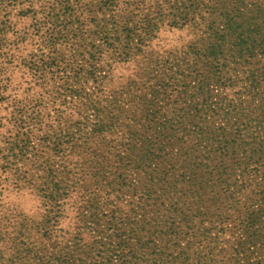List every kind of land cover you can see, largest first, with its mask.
<instances>
[{"label":"rangeland","instance_id":"374dc122","mask_svg":"<svg viewBox=\"0 0 264 264\" xmlns=\"http://www.w3.org/2000/svg\"><path fill=\"white\" fill-rule=\"evenodd\" d=\"M208 2L210 6L206 7ZM158 11L163 14L161 21L152 20L155 27L147 25L143 17L152 19ZM173 14H178L177 18H172ZM123 22L139 28L134 42H140L137 40L141 38L145 47L143 56L130 65L117 56L125 44V32L113 34L125 26L117 24ZM191 24L208 26L209 42L213 36L224 40L220 42L224 52L219 54V66L216 60L203 65L205 72L201 77H208V83L199 81L201 77L196 71L192 74L195 66L205 64L208 39L203 28L198 32ZM227 26L236 28L237 32L246 30L245 35L239 40L237 33L227 35L226 31L223 35ZM247 33L264 39V0H0V71L19 69L11 83L13 88L4 93L7 99L0 101V117L4 119L0 120V186L2 182L6 186V192L0 194V205L8 201L9 206L23 208V214L15 220L0 209V264H59L64 255L87 264H109L101 251L105 245L100 246L102 249H95L94 245L99 247L105 242L101 234L106 229H122L130 235L131 229L124 218L130 215L128 205L138 204V200L120 197L118 183L124 181L126 172L133 171L118 165L117 157L112 155L118 153L111 154L108 143L117 138L125 143L129 133L124 125L132 123H137L133 131L144 141L148 135L140 130L150 119L167 122L175 117L182 120L193 117L197 124L202 120L218 123L221 116L216 113V104L235 105L250 100L245 96L239 98L236 89L247 87L244 82L253 73L259 92L255 94L254 104H264V58L255 59L247 53L241 58L240 53H233L237 46L244 47L249 40ZM104 35L112 39L105 41ZM95 51L98 64L94 67ZM62 58L69 62H59ZM54 60L57 64L50 66ZM187 67L192 68L190 73ZM95 68L97 82L102 84L100 88L87 76L79 96H65L62 81L72 78L73 73H89ZM142 69L146 70L141 75ZM51 72H54L52 81ZM150 73L152 79H147ZM40 76L45 77L46 83ZM233 80L236 85L230 89ZM13 97L42 99L39 116L20 125L22 134L29 132L27 138L15 137L9 121L10 107H5L8 98ZM88 100H93L96 106ZM209 105L214 106L208 112ZM102 119L105 127L95 132V124ZM111 125L113 128L108 129ZM173 133L168 138L164 134L167 146L172 145ZM180 136L181 133L178 136L176 133V144L181 143L177 139ZM148 141L153 144L155 140ZM165 151L151 150V153L159 160ZM201 155L205 157L204 153ZM131 167L140 172L132 173L131 178H138L143 171L154 167L159 173L153 175L167 183L172 179L168 174L185 173L191 166ZM229 169L234 176L240 174L234 166L200 167L199 177L206 184L201 197L207 203H211L214 194L223 191L220 186H211L210 181L220 180L222 173L230 175ZM42 183L58 187L60 196L56 202L46 197L42 202L29 204L25 197L19 196L25 192L26 185L37 187ZM81 185L88 187L87 196L84 193L78 197L75 187ZM152 193L150 197L156 198ZM247 197L251 200L249 192L239 196L241 204ZM91 199L93 203H89ZM97 201L102 209L95 211L100 213L94 222L91 213ZM146 203L138 204V208L145 209ZM107 217L108 220L114 217L115 225L109 226ZM171 222L172 219L167 220V225ZM219 241L221 244L224 239ZM121 253L125 255L129 251L121 247ZM257 257L264 258V251Z\"/></svg>","mask_w":264,"mask_h":264},{"label":"trees","instance_id":"16d2710c","mask_svg":"<svg viewBox=\"0 0 264 264\" xmlns=\"http://www.w3.org/2000/svg\"><path fill=\"white\" fill-rule=\"evenodd\" d=\"M209 6L208 2L206 7ZM180 14L185 15L184 12H180ZM162 15L160 11L154 12L152 19L145 16L143 20L148 22L147 25L155 27L156 25L151 21H161L160 17ZM122 16L124 17V14ZM173 16L172 18H177L178 14H173ZM163 17L165 18V16ZM117 24L125 26L114 30L113 34L125 32L124 36L126 37L125 44L121 46L122 50L117 56L123 63H129L128 65H130L141 58L143 51H145L141 38L137 40L140 42H134L139 34V28L132 24L126 25L124 22ZM166 24L168 25V22ZM191 25L192 29H197L198 32L203 28V32L205 31L208 39L204 55L205 64L202 62L201 67L195 66L193 69L187 67L188 73L192 69V74H195L193 72L196 71V75L201 77L205 72L203 65H211L215 60L216 64L218 63L220 52H224L223 45L220 42L224 40L219 41L213 36V41L209 42L210 29L208 26ZM176 26L178 25L176 24ZM231 28L227 26L224 30L225 33L222 34L225 35L226 31L228 32L227 35L237 33L236 39L238 40L245 35L246 30L240 29L237 32L236 28ZM101 32L99 31L100 36ZM150 33L148 35H151ZM247 38L249 40L244 44V47L237 46L233 53H240L241 58H244V54L247 53L249 57L255 56V59H257L260 56L259 60L263 59L264 39L255 36L250 37L249 33L246 34ZM104 39L109 41L112 38H107L104 35ZM249 50L251 53H249ZM96 54L95 51L94 67L98 64V55ZM58 61L61 63L69 62L63 58ZM247 61L250 62V60ZM54 64H57L56 60L49 63L50 66ZM145 64H148V60ZM145 70L142 69L140 74L142 75ZM18 71L19 69L0 71V101L7 99L4 98V93L13 88L11 83H14ZM151 74L147 79H152ZM53 75L54 72H51V81L54 79ZM87 76L97 83L95 87H101L102 84L97 82L96 68L95 71L91 70L89 73L76 72L73 73L72 78H66L64 82L62 81L61 85L63 91L66 92L65 96H76L77 94L79 96L83 90L81 84L87 80ZM39 78L46 83L45 77L40 76ZM207 78L205 76L201 77L199 81L203 84L208 83ZM244 83L247 87L236 89L238 97L245 96L250 100L246 102L239 101L235 105H233L234 103L231 105L216 104V113L221 116L218 123L202 120L200 124H197L193 117L191 120H182L175 117L167 122H157L155 119H150L148 122L143 123V129L140 130L148 135L144 140L145 142L141 140L142 138L139 137L137 132L133 131L137 128V123H132L124 125V130L129 133L125 143L119 142L121 141L120 138L108 143L110 153L112 154L114 151L118 153L112 154L117 157L118 165L128 166L134 174L140 172L131 166L168 165L191 167L188 171L179 175L168 174L169 177L172 176V179L167 183L160 182L161 180L153 175L159 173L154 167L150 168L149 171H143L138 175V178H131L132 173L126 172L124 181L118 183L120 197H136L138 204L147 202V207L145 209L138 208L139 205L135 202L128 205L130 215L128 218H124V223H128L131 229L130 235H127L122 229L116 231L106 229V233L101 234L105 242H101L99 247L94 246L95 249H102L100 246L105 245V248L101 250L105 262L109 264H264V258L257 257L259 252L264 251V104H254L255 94L259 93L256 91L255 74H250L248 81ZM235 85L236 81L233 80V83L229 85L230 89H234ZM87 102L96 106L93 100ZM6 103L5 108L10 107L9 121L11 120L15 129V137L24 135L27 138L29 132L22 134L20 125L39 116L38 109L42 106V99L33 101L13 97L8 98ZM213 106H207V111L209 112ZM245 111L247 112L244 113ZM0 120H4L3 116L0 117ZM95 126V132L102 130L105 127L103 119L101 122H97ZM112 128L113 125L109 126L108 129ZM171 132H174L171 139L172 145L167 146L164 134L166 133L165 137L168 138ZM176 133L177 136L181 133L180 138L177 137L181 141L179 144L174 142ZM150 138H154L153 144L148 141ZM195 144L197 147H194ZM186 145L189 146L190 150H187ZM23 149L22 146L19 149L21 156L23 155ZM165 149L166 151L161 159L157 160V157L152 156L151 150L164 151ZM201 149L205 151L202 150L203 152H201ZM202 153L205 154V157L201 155ZM30 165L32 166V164ZM201 166H234L240 171V174L234 176L232 174L233 170L229 169L230 175L226 176V173H222L223 178L215 182L210 181L211 186H220L223 191L220 194L213 193L214 196L210 198L211 203H207L208 201L201 197L203 195L201 189L206 185L205 181L199 177ZM251 166H256V168H251ZM177 169L170 168L171 171ZM17 171L21 172L19 169ZM20 172L17 174H20ZM233 176L234 178L231 180ZM20 181L22 180L19 179ZM49 186L46 183H42L37 187L26 185L25 192L19 196L25 197V201L29 204L32 201L42 202L46 197L54 203L60 196L57 192L58 187L51 186V188ZM75 189L78 197H83L84 193L85 196L88 195V187L85 185L77 186ZM17 191L20 192L18 187ZM53 191L55 192L52 193ZM5 192L6 186L2 182L0 194ZM151 192H153L152 195H156V198L150 197ZM248 192L252 201L247 197L244 203L241 204L239 196ZM67 196V194H64V197ZM93 201L94 199H91L89 203H93ZM161 201L164 202V207H161ZM8 203L6 201L0 205L1 211L8 213L10 216L12 215L14 220L23 214V208L19 209L17 205L9 206ZM92 207L94 211L91 214L95 216L93 221L96 222L102 206H98L97 201L94 202ZM155 207L159 210H155ZM96 210L100 211L95 212ZM149 213L154 217L151 218ZM234 216L236 217L234 218ZM115 218L117 219L116 216ZM115 218L111 217L108 220L107 217L109 226L115 225L112 222ZM169 219H172V222L167 225ZM229 235L234 236L232 239L227 238ZM147 236L152 239L147 240ZM220 238L224 239L221 244ZM121 247L128 250L129 253L122 254ZM58 261L59 264H72L73 262L74 264H87L80 259L66 258V255Z\"/></svg>","mask_w":264,"mask_h":264}]
</instances>
